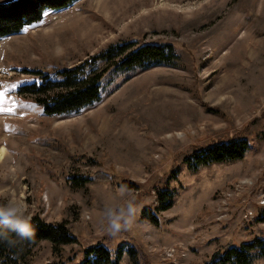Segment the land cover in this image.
I'll return each mask as SVG.
<instances>
[{
  "label": "rangeland",
  "instance_id": "obj_1",
  "mask_svg": "<svg viewBox=\"0 0 264 264\" xmlns=\"http://www.w3.org/2000/svg\"><path fill=\"white\" fill-rule=\"evenodd\" d=\"M43 13L0 37V108L12 109L0 111V203L64 221L78 241L63 257L102 242L122 247L120 264H203L264 236V0H76ZM132 39L172 43L175 64L118 72L78 114H38L26 83ZM236 136L248 141L242 158L186 167L195 148ZM72 173L93 178L71 187ZM121 186L150 208L168 188L172 205L156 224L139 212L132 229L109 235L102 212ZM53 259L41 240L25 264Z\"/></svg>",
  "mask_w": 264,
  "mask_h": 264
},
{
  "label": "trees",
  "instance_id": "obj_2",
  "mask_svg": "<svg viewBox=\"0 0 264 264\" xmlns=\"http://www.w3.org/2000/svg\"><path fill=\"white\" fill-rule=\"evenodd\" d=\"M76 0H8L0 2V37L19 32L24 25L38 22L46 10L66 8ZM170 42L117 41L81 59L70 67H62L52 73H43L41 78L30 82V93L45 114H77L101 100L106 86L118 72L148 68L152 65H173L177 54ZM55 93H49L51 88ZM209 110H213L209 108ZM245 136L215 140L205 146L195 148L184 158L186 167L196 171L202 165L214 161L240 159L248 149ZM90 160V159H89ZM171 171V173H173ZM93 178L92 174L72 173L67 176L71 187L83 185ZM157 205L142 207L141 215L153 223H158L159 212L172 205V190L157 189ZM258 220H264L259 216ZM36 235L31 241L17 240L14 246L0 243V264H25L32 248L39 241L48 240L55 259L46 264H120L123 254L121 246L114 250L104 243L96 242L79 249L76 253L63 257V246L77 242V237L64 221H47L37 213L32 214ZM130 246V245H129ZM132 259L134 251L127 248ZM77 258H79L77 260ZM257 258H264V236H254L237 244L225 245L214 250L203 264H252ZM134 262H136L133 259Z\"/></svg>",
  "mask_w": 264,
  "mask_h": 264
},
{
  "label": "clouds",
  "instance_id": "obj_3",
  "mask_svg": "<svg viewBox=\"0 0 264 264\" xmlns=\"http://www.w3.org/2000/svg\"><path fill=\"white\" fill-rule=\"evenodd\" d=\"M142 205L125 187L121 186L119 195L109 201L102 212L101 222L104 230L112 236L134 227ZM22 241H31L36 235L32 215L27 206L17 200L0 203V243L14 246L17 242L12 234Z\"/></svg>",
  "mask_w": 264,
  "mask_h": 264
},
{
  "label": "snow or ice",
  "instance_id": "obj_4",
  "mask_svg": "<svg viewBox=\"0 0 264 264\" xmlns=\"http://www.w3.org/2000/svg\"><path fill=\"white\" fill-rule=\"evenodd\" d=\"M43 15H47V13H43ZM42 22V21H41ZM35 25H33V27H34ZM24 32H27V31H29V28L28 27H25V28H23L22 29ZM3 97V93H0V98H2ZM5 110H7V111H12V109H3V108H0V111H5Z\"/></svg>",
  "mask_w": 264,
  "mask_h": 264
},
{
  "label": "bare ground",
  "instance_id": "obj_5",
  "mask_svg": "<svg viewBox=\"0 0 264 264\" xmlns=\"http://www.w3.org/2000/svg\"><path fill=\"white\" fill-rule=\"evenodd\" d=\"M5 151H6L5 145L1 144L0 145V159L3 158Z\"/></svg>",
  "mask_w": 264,
  "mask_h": 264
}]
</instances>
